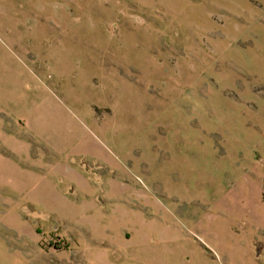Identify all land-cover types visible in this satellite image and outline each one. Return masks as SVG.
<instances>
[{"label":"rangeland","instance_id":"obj_1","mask_svg":"<svg viewBox=\"0 0 264 264\" xmlns=\"http://www.w3.org/2000/svg\"><path fill=\"white\" fill-rule=\"evenodd\" d=\"M0 59V264H264V0H0Z\"/></svg>","mask_w":264,"mask_h":264},{"label":"crops","instance_id":"obj_2","mask_svg":"<svg viewBox=\"0 0 264 264\" xmlns=\"http://www.w3.org/2000/svg\"><path fill=\"white\" fill-rule=\"evenodd\" d=\"M2 62L0 59V63ZM13 70L14 68L9 67L8 64L0 65V112L8 116H12L17 109L19 115H21V107L24 103V93L21 91L22 85L18 83L17 79L20 74Z\"/></svg>","mask_w":264,"mask_h":264}]
</instances>
